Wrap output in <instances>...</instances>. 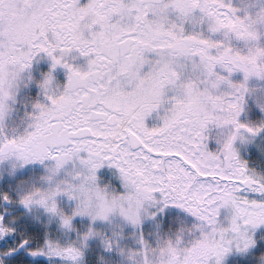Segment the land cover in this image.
Returning <instances> with one entry per match:
<instances>
[{
    "label": "snow or ice",
    "instance_id": "6c2138e0",
    "mask_svg": "<svg viewBox=\"0 0 264 264\" xmlns=\"http://www.w3.org/2000/svg\"><path fill=\"white\" fill-rule=\"evenodd\" d=\"M238 2L0 0V122L33 60L43 54L50 61L38 85L47 103L33 105L22 134L0 126V162H49L47 187L15 203L26 212L41 209L65 237L76 231L75 217L89 221L61 244L47 233L41 240L18 231L16 218L0 213V264H32L37 257L83 264L87 241L98 238L110 252L119 239L92 224L119 215L139 228L168 207L195 223L157 241L152 250L160 264H223L233 250L254 245L252 232L264 225V175L239 160L234 137L211 152L201 132L217 114H233L221 123L245 128L237 120L244 85L264 78V4ZM77 57L86 70L73 66ZM57 67L66 70V84L53 95L47 86ZM236 73L238 83L231 80ZM159 111L160 126L147 127L146 118ZM69 164L70 178L57 181ZM105 166L115 170L120 191L99 183ZM59 197L72 202L69 214ZM0 202L13 203L6 193ZM137 244L151 247L142 234Z\"/></svg>",
    "mask_w": 264,
    "mask_h": 264
},
{
    "label": "rangeland",
    "instance_id": "374dc122",
    "mask_svg": "<svg viewBox=\"0 0 264 264\" xmlns=\"http://www.w3.org/2000/svg\"><path fill=\"white\" fill-rule=\"evenodd\" d=\"M85 2L86 0H81V4ZM71 63L74 67H79L81 70H85L86 68V62L83 58L77 57ZM49 70L50 61L41 54L33 60L31 67L22 74V81L14 97L15 102L11 105L12 111L5 120L6 134H22L26 127L27 117L33 112V105L35 103H47L38 85L42 82L44 74L48 73ZM51 74L53 77L52 88L55 94L59 95L63 91L67 75L58 68L52 70ZM241 79L242 76L239 73L233 74L231 77L234 83H238ZM250 83H254V81ZM162 115L163 111L153 115L147 127H159L161 124L159 117ZM260 120H264V116L254 106L252 100L246 98L244 109L238 117V121L240 123L251 122L258 126ZM207 149L211 152L219 150V145L211 136L207 142ZM238 154L248 169L256 172L258 175H264V129L258 133L252 144L246 148H240ZM4 162L5 164L0 168V193L8 194L13 203H10L12 206L11 209H5L2 202H0V213H3L9 218H16L17 222L15 226L18 231L33 235L41 240L45 233H47L48 238L57 240L63 244L65 239H75L77 233H82L87 230L89 226L88 219L86 217H75L72 223L76 231L68 233L67 237H65L58 229L56 222H49L48 217L41 209L34 208L31 212H26L24 208H20L21 206L15 203L20 195L28 192L32 188L47 187L42 182V178L46 175L45 168L49 162L45 161L44 164H34L28 168H13L11 162ZM70 170L71 164L61 170L55 179L57 181L69 179L70 177L66 175V172ZM97 176L101 186L107 184L116 191H120V181L116 178L114 169H109L105 166L97 171ZM58 206L66 214H69L73 205L66 198L59 197ZM226 215V210H221L219 219L221 221L225 220ZM194 223V218L182 210L168 207L163 212H157L154 218L142 219L139 228H133L119 218L114 220L112 225H109L107 222L97 221L92 224V227L104 233L105 236H111L113 231L118 230L120 232L119 243L130 248H136L139 246L137 239L140 234L143 235L145 241L155 246V243L159 239L165 236H172L182 229H189ZM115 226H119V228L117 229ZM252 239L254 241L252 247L245 252H236L233 250L225 257L223 264H260V257L264 255V225H261L252 232ZM100 258H103L109 264H119L120 259L115 251H104L98 238L90 239L87 241V247L84 249L83 264H99ZM32 264H50V262L46 258L37 257L33 260ZM52 264H61V262L55 260Z\"/></svg>",
    "mask_w": 264,
    "mask_h": 264
},
{
    "label": "clouds",
    "instance_id": "9594fccd",
    "mask_svg": "<svg viewBox=\"0 0 264 264\" xmlns=\"http://www.w3.org/2000/svg\"><path fill=\"white\" fill-rule=\"evenodd\" d=\"M254 3V0H243V3L238 2V6L243 7L246 4H252ZM261 4H264V0H260ZM53 80V78H52ZM254 83H250L253 82ZM66 84V83H65ZM50 93L53 95H56L53 88H52V81L50 84L47 86ZM64 90V88H63ZM63 92V91H62ZM60 92V93H62ZM59 93V94H60ZM16 95V94H15ZM246 98L251 99L254 106L259 110V112L264 116V78H256V77H251L244 85V92H243V100L239 102V116L241 115V112L244 109ZM15 101L9 103L5 109H4V119L2 122H0V126H2L4 132L6 133V125H5V120L9 116V113L12 111L11 105ZM233 114H217L215 119L208 120L203 124V127L201 128L202 135L206 137V140L204 143L207 146V142L210 138V136L215 140V142L219 145V150L216 152H219L220 149L223 147L224 143L227 142L230 138L232 139L231 143V148L235 151L237 154L239 160L241 162H244L240 156H239V150L240 148H246L248 145L252 144L258 135V133L264 129V120H260L258 122V126L255 123H241L245 125V128L242 129H236L234 125L231 123H221L223 120H229L231 119V116ZM238 116V117H239ZM237 117V120H238ZM29 119L27 117L26 121V127L29 124ZM239 122V121H238ZM240 123V122H239ZM25 127V128H26ZM247 129H252V132H248ZM25 130V129H24ZM14 133H10L8 135H12ZM15 134H21V133H15ZM208 150V149H207ZM4 161H9L12 164L13 168L19 167L18 162L15 161L14 159H5ZM245 163V162H244ZM256 173V172H255ZM118 179V177L116 176ZM119 180V179H118ZM120 181V180H119ZM44 183V181L42 180ZM45 184V183H44ZM90 211H95L96 210V204L92 203L89 208ZM119 218L122 220L124 223H126L119 215H113L110 216L109 221L107 222L109 225L113 224V221ZM127 225H130L126 223ZM117 229L119 226H115ZM102 233V232H101ZM104 234V233H102ZM187 235V233H185ZM108 237H113V239H117L116 244H114L112 251H115L116 254L119 256V264H145L147 261V264H160L161 257L159 255L158 251H153L152 249H157V242L155 243V246L152 244H149L151 247L148 250H141L138 247L136 248H130L125 245H121L119 243L120 240V232L113 231L111 236ZM162 239V238H161ZM167 258V254H165V257ZM99 264H109V262H106L103 258L99 259ZM260 264H264V255L260 257Z\"/></svg>",
    "mask_w": 264,
    "mask_h": 264
},
{
    "label": "flooded vegetation",
    "instance_id": "af4514ba",
    "mask_svg": "<svg viewBox=\"0 0 264 264\" xmlns=\"http://www.w3.org/2000/svg\"><path fill=\"white\" fill-rule=\"evenodd\" d=\"M59 70H62V71H64L65 73H66V70H64V69H61V68H59V67H57ZM85 70H86V68H85ZM66 75H67V73H66ZM159 112H161V111H159ZM159 112H154V113H152L148 118H146V120H145V124H146V126H147V124H149L150 123V120L152 119V116L153 115H155V114H157V113H159ZM5 164V162H0V168L3 166ZM34 164H40V163H33V164H27V165H24L23 167H32ZM2 205L5 207V209H11V204L10 203H2ZM20 208H22L23 209V207H20ZM12 212V211H11Z\"/></svg>",
    "mask_w": 264,
    "mask_h": 264
},
{
    "label": "trees",
    "instance_id": "16d2710c",
    "mask_svg": "<svg viewBox=\"0 0 264 264\" xmlns=\"http://www.w3.org/2000/svg\"><path fill=\"white\" fill-rule=\"evenodd\" d=\"M43 259H45V258L43 257Z\"/></svg>",
    "mask_w": 264,
    "mask_h": 264
}]
</instances>
